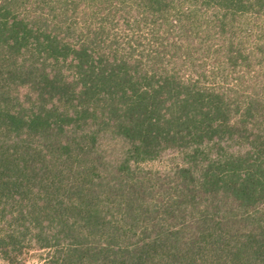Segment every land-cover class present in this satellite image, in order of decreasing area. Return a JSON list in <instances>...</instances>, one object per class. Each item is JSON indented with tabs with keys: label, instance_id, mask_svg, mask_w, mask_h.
I'll return each mask as SVG.
<instances>
[{
	"label": "trees",
	"instance_id": "obj_1",
	"mask_svg": "<svg viewBox=\"0 0 264 264\" xmlns=\"http://www.w3.org/2000/svg\"><path fill=\"white\" fill-rule=\"evenodd\" d=\"M32 256L264 264V0H0V264Z\"/></svg>",
	"mask_w": 264,
	"mask_h": 264
},
{
	"label": "rangeland",
	"instance_id": "obj_2",
	"mask_svg": "<svg viewBox=\"0 0 264 264\" xmlns=\"http://www.w3.org/2000/svg\"><path fill=\"white\" fill-rule=\"evenodd\" d=\"M121 142L117 141L116 144L112 145L114 148H120L121 146ZM110 146V148L112 147ZM104 147H107V143L104 144ZM166 165L165 161H149L146 163H143V166L147 167V168H152V169H158V168H163ZM40 260L39 258H36L35 256L30 257L29 259H27V261L25 262V264H40Z\"/></svg>",
	"mask_w": 264,
	"mask_h": 264
}]
</instances>
